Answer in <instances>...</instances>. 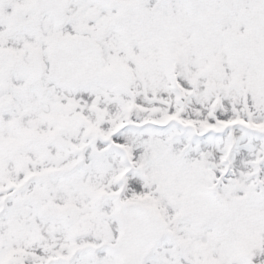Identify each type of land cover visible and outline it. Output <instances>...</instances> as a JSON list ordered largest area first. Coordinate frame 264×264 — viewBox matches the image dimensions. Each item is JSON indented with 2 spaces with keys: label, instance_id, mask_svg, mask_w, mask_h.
Segmentation results:
<instances>
[{
  "label": "snow or ice",
  "instance_id": "obj_1",
  "mask_svg": "<svg viewBox=\"0 0 264 264\" xmlns=\"http://www.w3.org/2000/svg\"><path fill=\"white\" fill-rule=\"evenodd\" d=\"M0 264H264V0H0Z\"/></svg>",
  "mask_w": 264,
  "mask_h": 264
}]
</instances>
